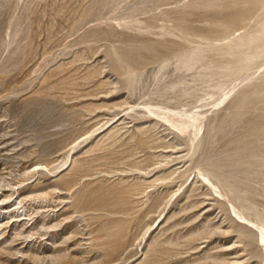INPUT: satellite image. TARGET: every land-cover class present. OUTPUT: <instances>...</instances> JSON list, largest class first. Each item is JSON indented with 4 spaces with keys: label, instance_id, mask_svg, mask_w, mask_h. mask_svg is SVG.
<instances>
[{
    "label": "rangeland",
    "instance_id": "374dc122",
    "mask_svg": "<svg viewBox=\"0 0 264 264\" xmlns=\"http://www.w3.org/2000/svg\"><path fill=\"white\" fill-rule=\"evenodd\" d=\"M0 264H264V0H0Z\"/></svg>",
    "mask_w": 264,
    "mask_h": 264
},
{
    "label": "water",
    "instance_id": "95a60500",
    "mask_svg": "<svg viewBox=\"0 0 264 264\" xmlns=\"http://www.w3.org/2000/svg\"><path fill=\"white\" fill-rule=\"evenodd\" d=\"M243 102V100L241 101V103Z\"/></svg>",
    "mask_w": 264,
    "mask_h": 264
}]
</instances>
